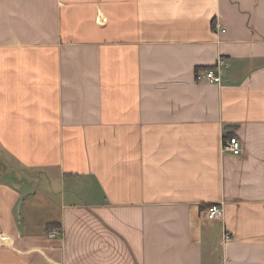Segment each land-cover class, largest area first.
Masks as SVG:
<instances>
[{
  "label": "crops",
  "instance_id": "1",
  "mask_svg": "<svg viewBox=\"0 0 264 264\" xmlns=\"http://www.w3.org/2000/svg\"><path fill=\"white\" fill-rule=\"evenodd\" d=\"M0 264H264V0H0Z\"/></svg>",
  "mask_w": 264,
  "mask_h": 264
},
{
  "label": "built area",
  "instance_id": "2",
  "mask_svg": "<svg viewBox=\"0 0 264 264\" xmlns=\"http://www.w3.org/2000/svg\"><path fill=\"white\" fill-rule=\"evenodd\" d=\"M224 61L219 58L216 62L217 66H223ZM196 79L198 80H206L211 83H220L221 77L219 73L214 69H208L203 72H197ZM223 148L224 150L230 152L231 154L237 156L241 153V143L240 140L236 136H231L223 141ZM223 207L221 204H211L204 210V215L209 221H214L216 219H219L223 216ZM58 233L57 230H54L50 233V236H55V234Z\"/></svg>",
  "mask_w": 264,
  "mask_h": 264
},
{
  "label": "trees",
  "instance_id": "3",
  "mask_svg": "<svg viewBox=\"0 0 264 264\" xmlns=\"http://www.w3.org/2000/svg\"><path fill=\"white\" fill-rule=\"evenodd\" d=\"M53 227H56V224H50V225L48 226V229H49V228H53Z\"/></svg>",
  "mask_w": 264,
  "mask_h": 264
}]
</instances>
